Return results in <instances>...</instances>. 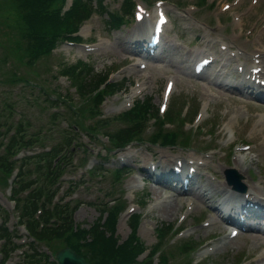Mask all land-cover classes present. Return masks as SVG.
Returning a JSON list of instances; mask_svg holds the SVG:
<instances>
[{"label":"rangeland","instance_id":"1","mask_svg":"<svg viewBox=\"0 0 264 264\" xmlns=\"http://www.w3.org/2000/svg\"><path fill=\"white\" fill-rule=\"evenodd\" d=\"M119 1L104 0L103 8L82 24V39L78 43L59 42L52 51L29 63L24 51L25 41L20 35L18 11L11 0H0V106L9 103L12 110L6 119L13 120L14 115L20 117L24 122L20 129L22 136L31 134L38 138L35 146L54 143L63 137L65 131L70 134V130L64 128V119H78L84 127L90 128L93 123L97 124L98 117H111L138 98H149L152 112L163 114L165 111L158 112L162 88L166 79L173 78L175 83L168 105H171L170 111H177L183 118V128L190 132L189 147L133 142L123 150L112 151L116 156L102 162L101 158L90 157L91 152L99 150V142L112 145L111 141L106 142L104 131L123 121L110 118L106 124L93 127L91 131L97 133L99 141L80 128L78 134L75 132L76 148L71 154V162L62 175V190L69 192L65 199L71 197L80 201V206L72 213L73 226L85 231L100 228L105 215L103 209H111L115 203L121 202L129 211L132 208L131 212L140 214L136 234L144 247L156 243L159 226L165 228L166 235L160 236L156 243L166 255L164 264H264V234L260 238L255 235L261 233L259 231L248 232L243 237L230 236L220 212L209 207L214 200L192 193H177L174 181L160 182L162 185L144 182L143 173L138 169L121 171L113 166L123 162L148 172L153 163L159 171H164L170 169L177 159L185 158L194 165L198 163L196 169L200 183L217 188L227 182L225 168L234 166L243 173L245 188L251 184L252 188L264 193V105L256 101L250 103V99L255 100L253 95L232 91L211 75L235 76L240 55L231 52L239 53V48L246 51L242 60L246 57L247 65L254 61V53H261L264 57V0L255 3L253 0H207L204 5L198 0H162L169 21L164 26L160 42L165 51L156 59H146L145 51L137 50L151 30L150 17L141 21L130 19L118 29L110 28L106 23V11L115 9ZM136 1L143 2L154 12L155 0ZM226 2L230 7L224 9ZM223 43L227 44L226 49L220 47ZM206 53L216 57V61L202 76L190 75L188 63ZM138 60H145L148 65L139 67ZM79 61L86 62L80 72L76 74V69L72 74L66 72L70 70V64L76 66ZM11 67L18 69L17 73L25 81H14ZM92 69L105 70V78L110 76L116 83L101 86L104 88L98 95L96 91L85 92L79 85ZM238 75L244 78V75ZM104 96L100 105L103 115H94L96 98ZM53 104H58L57 110H53ZM52 111L57 113L55 118ZM57 117L61 121L55 122ZM46 124L50 127L39 132L38 127ZM209 127L211 134L206 135ZM205 140L214 146L212 150L208 149ZM244 144L249 147L244 148ZM92 163L95 168L86 171ZM155 173L150 172V175L155 178ZM0 182H6L4 174L0 175ZM0 200L7 203L1 193ZM176 200H180V204L169 214L166 207ZM128 214L123 212L117 218L114 241L118 243L130 233ZM209 220H214L218 226L207 224ZM173 226L176 227L174 231ZM178 230L179 233L175 234ZM77 242L76 237H64L52 240L49 250L44 243H39L37 250L55 253V249L65 244L78 248ZM78 250L86 253L81 246ZM14 260L15 255L7 263L18 264ZM149 264L160 262L154 257Z\"/></svg>","mask_w":264,"mask_h":264},{"label":"trees","instance_id":"2","mask_svg":"<svg viewBox=\"0 0 264 264\" xmlns=\"http://www.w3.org/2000/svg\"><path fill=\"white\" fill-rule=\"evenodd\" d=\"M17 9V17L21 20L20 35L24 39V51L27 52L29 63L33 62L34 58L41 56L43 53L50 51L55 43L62 38H70V34L75 31L81 21L88 17L90 14V8L93 7V0H72V3L67 9H63L66 0H11ZM95 8L102 7L101 0H95ZM110 17V16H109ZM122 16L111 14L112 25L120 23ZM86 62L79 61L76 66H70V70L66 72L71 73L75 71L76 74L83 69V65ZM78 66V68H77ZM89 76L79 86L87 93L96 94L102 90H97L104 82L106 76L105 70L89 71ZM16 72H13V77H16ZM111 86L107 85L106 87ZM105 87V88H106ZM100 97L96 98V101ZM152 106L149 98L138 99L135 106L125 115L134 122V125H139L144 116V112L147 111L148 106ZM168 111V115L170 114ZM52 117H55L52 116ZM145 117V116H144ZM133 127H126L122 130H118L116 133H108L109 139H115L116 143L124 144L132 137ZM174 135V134H173ZM165 140H168L166 137ZM15 142V143H14ZM16 144V136H11L7 143V148L13 150ZM62 146L51 147L50 150L40 152L36 157L39 158L41 163H46L47 179H42L38 188L25 197L22 204V210L25 213H29L30 218L28 220V227L30 231L41 239H52L55 236H62L64 233L71 232V235H76L77 232L72 231V219L71 211L66 206L56 203L55 207L45 209L46 200H51L56 190L52 189L51 185L55 182V178L58 174V168H60L61 161L53 162L55 156H57ZM0 166L8 167L9 163H6L5 159H0ZM55 179V180H54ZM54 180V181H52ZM44 181V182H43ZM33 182L32 179L24 181L22 188L29 186ZM40 206L42 213L38 217H33L36 208ZM42 223L40 228H36L38 224ZM135 238V237H134ZM126 248L122 249L123 245H115L114 240L105 235L103 230H94L90 247L88 251L91 256L99 258V262L104 259L105 250L112 252L113 250L118 252L122 250V253H134L138 249V244L135 242L132 244V239ZM135 245V246H134ZM128 246H132L131 249Z\"/></svg>","mask_w":264,"mask_h":264},{"label":"water","instance_id":"3","mask_svg":"<svg viewBox=\"0 0 264 264\" xmlns=\"http://www.w3.org/2000/svg\"><path fill=\"white\" fill-rule=\"evenodd\" d=\"M58 258L62 264H87L81 256L76 255L69 248L59 251Z\"/></svg>","mask_w":264,"mask_h":264},{"label":"bare ground","instance_id":"4","mask_svg":"<svg viewBox=\"0 0 264 264\" xmlns=\"http://www.w3.org/2000/svg\"><path fill=\"white\" fill-rule=\"evenodd\" d=\"M248 60V59H247ZM257 66V65H255ZM203 167V166H202ZM206 169V168H205ZM208 169V168H207ZM229 190V189H228ZM232 192V191H231ZM253 193H250V197H252V200H255L252 196ZM234 198H237V197H234ZM231 202H236V200H231ZM180 204V200H176L175 202H173L172 204L168 205L166 207V212H168L169 214L173 213L177 208H178V205ZM225 211V210H224ZM225 213H227V211H225Z\"/></svg>","mask_w":264,"mask_h":264}]
</instances>
